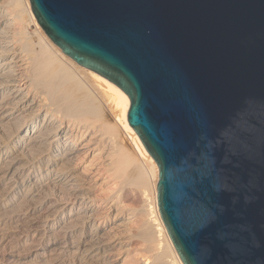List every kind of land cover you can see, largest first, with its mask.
Returning <instances> with one entry per match:
<instances>
[{"label":"water","instance_id":"obj_1","mask_svg":"<svg viewBox=\"0 0 264 264\" xmlns=\"http://www.w3.org/2000/svg\"><path fill=\"white\" fill-rule=\"evenodd\" d=\"M129 98L183 264H264V0H29Z\"/></svg>","mask_w":264,"mask_h":264},{"label":"bare ground","instance_id":"obj_2","mask_svg":"<svg viewBox=\"0 0 264 264\" xmlns=\"http://www.w3.org/2000/svg\"><path fill=\"white\" fill-rule=\"evenodd\" d=\"M44 33L29 0H0L1 264H117L135 239L150 252L144 264H183L128 96ZM150 176L153 207L133 232L123 188Z\"/></svg>","mask_w":264,"mask_h":264},{"label":"rangeland","instance_id":"obj_3","mask_svg":"<svg viewBox=\"0 0 264 264\" xmlns=\"http://www.w3.org/2000/svg\"><path fill=\"white\" fill-rule=\"evenodd\" d=\"M33 28H35L34 25ZM153 191L154 177L152 176L149 177L146 188L139 182L127 183L123 188L122 203L132 214L131 227L133 232H137L147 216H150L147 212L153 207ZM128 247L129 253L125 260H121L117 264H144L151 260L150 252L148 253L145 248L146 244L142 240H132Z\"/></svg>","mask_w":264,"mask_h":264}]
</instances>
